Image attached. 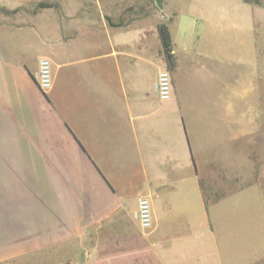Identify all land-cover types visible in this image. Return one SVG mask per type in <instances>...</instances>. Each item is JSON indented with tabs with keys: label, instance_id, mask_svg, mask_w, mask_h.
I'll return each mask as SVG.
<instances>
[{
	"label": "crops",
	"instance_id": "1",
	"mask_svg": "<svg viewBox=\"0 0 264 264\" xmlns=\"http://www.w3.org/2000/svg\"><path fill=\"white\" fill-rule=\"evenodd\" d=\"M103 1L0 25V264L97 232L89 264H264V4Z\"/></svg>",
	"mask_w": 264,
	"mask_h": 264
},
{
	"label": "rangeland",
	"instance_id": "2",
	"mask_svg": "<svg viewBox=\"0 0 264 264\" xmlns=\"http://www.w3.org/2000/svg\"><path fill=\"white\" fill-rule=\"evenodd\" d=\"M94 1L92 0V3ZM126 1L124 2L125 7L132 5V7L134 6L139 10L140 14L149 13L153 9H158L154 0ZM41 3L47 4V6H41ZM47 7H53L56 12L60 13L61 24L71 23V0H25L21 6L13 9L0 5V25L7 20L22 22L34 18L37 12L47 11L43 10ZM93 236L94 238L90 241H45L43 256H38V258L34 257L33 259L25 258L23 262H21V259H14L11 261L12 263L8 262L7 264H89V259H93V257L89 256V247H100L99 233L97 232ZM85 252H87V255L84 254ZM98 260L99 257H96V261L93 263H98Z\"/></svg>",
	"mask_w": 264,
	"mask_h": 264
},
{
	"label": "built area",
	"instance_id": "3",
	"mask_svg": "<svg viewBox=\"0 0 264 264\" xmlns=\"http://www.w3.org/2000/svg\"><path fill=\"white\" fill-rule=\"evenodd\" d=\"M34 80L38 88L46 92L52 86V71L50 60L46 57H41L38 62V68L34 75ZM157 95L163 101L171 97L172 85L170 74L167 70H159L157 72ZM137 221L142 230H147L151 227L152 217L149 200L145 196H141L137 203Z\"/></svg>",
	"mask_w": 264,
	"mask_h": 264
},
{
	"label": "trees",
	"instance_id": "4",
	"mask_svg": "<svg viewBox=\"0 0 264 264\" xmlns=\"http://www.w3.org/2000/svg\"><path fill=\"white\" fill-rule=\"evenodd\" d=\"M247 1L255 2L258 4H264V0H247ZM41 6H47V4L41 3ZM2 8H4V7H2ZM158 32H159V37L161 39L163 50L166 54L169 55L171 39H170L168 27H167L165 22L159 23Z\"/></svg>",
	"mask_w": 264,
	"mask_h": 264
},
{
	"label": "water",
	"instance_id": "5",
	"mask_svg": "<svg viewBox=\"0 0 264 264\" xmlns=\"http://www.w3.org/2000/svg\"><path fill=\"white\" fill-rule=\"evenodd\" d=\"M155 1V4L158 8H161L162 7V3H163V0H154Z\"/></svg>",
	"mask_w": 264,
	"mask_h": 264
}]
</instances>
